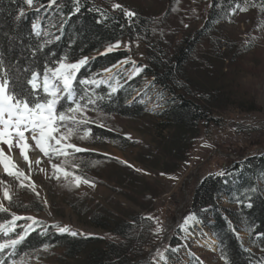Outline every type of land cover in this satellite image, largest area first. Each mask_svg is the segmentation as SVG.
Here are the masks:
<instances>
[{"label": "rangeland", "instance_id": "obj_1", "mask_svg": "<svg viewBox=\"0 0 264 264\" xmlns=\"http://www.w3.org/2000/svg\"><path fill=\"white\" fill-rule=\"evenodd\" d=\"M107 1L111 8L113 4H120L123 11L137 9L156 21L164 17L170 5V0ZM185 1L189 2L192 12H198L197 0H180V4H185ZM209 3L210 0H201L200 3V7H204L205 18ZM44 13L42 11L40 15ZM176 17L172 11L169 16L172 26H176ZM40 22L41 17L33 23L37 25L35 29L32 25L33 31L51 36L48 28L42 29ZM192 26L197 27L194 39L203 26L202 20L195 19ZM215 28L225 60L221 63L222 72L220 70L223 75L218 77L212 89L221 86L220 92L226 96L221 106L212 108L211 115L215 120L199 124L186 158L174 169L166 171V168H172L173 163L171 157L163 153L162 136L167 128L160 115L170 95L155 84L150 73L145 71L150 45L139 36H126L118 41V47L112 49L126 53L119 64L73 81V100L85 104L83 115L89 122L80 126L63 143L75 144L86 151L77 153L69 148L65 149L67 155L50 152L45 156L39 149H34L28 152L29 161H25L18 147L0 143L5 156L17 166L13 171L23 172L19 177L9 176L0 164V181L4 182L0 184V204L7 209L0 211V225L4 226L0 228V244L21 236L24 238L29 229L42 233L51 226L61 233L58 228L65 225L78 235H95L105 241L119 242V235L91 223L90 215L101 208L118 213L130 210L150 218L154 223V244L147 247L152 264H223L224 260L218 252L219 241L212 231L214 213L218 212L226 220L227 229L235 231L244 248L258 256L263 254L257 236L252 237L244 223L235 226L227 218L226 210L238 208L236 203L229 201L230 197L236 196L235 192L227 193L229 191L226 190L220 193L213 206L190 208L194 191L204 177L217 173L229 175L225 170L228 163L264 149V9L245 10L234 6L227 17L215 23ZM174 31L170 51L184 34L180 29L175 28ZM210 46L208 39L197 45L199 50L192 66L213 60L207 55ZM106 49L108 47L101 53ZM234 52L236 57L232 62L230 58ZM97 53L83 58H88V62ZM62 61L75 63L79 60ZM43 74L40 76L41 83ZM138 76H141L140 82L131 87L132 95L127 104H139L147 112L135 117H122L99 111L98 102L103 95L101 87L107 88V94H115L127 81ZM82 80L95 82L82 84ZM41 94L44 96L42 88ZM81 97L84 99L81 100ZM89 100L92 103H88ZM70 106H73L72 101L62 97L57 111H64ZM80 115L77 113V119ZM104 128L114 130L119 136L114 140L106 139L99 131ZM85 132L88 133L87 138L80 139ZM25 135L30 136L29 133ZM29 142L34 145L30 138ZM97 154L110 159L101 160ZM12 155H17V159ZM36 160L40 163H35ZM53 164L59 168L54 169ZM125 166L131 167L140 177L146 189L144 194L153 192L150 205L142 206L141 196L132 198L127 189L119 184V178L128 170ZM61 169L74 175L66 177ZM76 176L89 183L81 181L77 187ZM4 188L9 190L11 200L3 198ZM14 215L18 218L14 219ZM208 236L217 240L215 248L208 246ZM0 264H82V258L67 256L61 246H44L20 252L16 244L0 249Z\"/></svg>", "mask_w": 264, "mask_h": 264}, {"label": "trees", "instance_id": "obj_2", "mask_svg": "<svg viewBox=\"0 0 264 264\" xmlns=\"http://www.w3.org/2000/svg\"><path fill=\"white\" fill-rule=\"evenodd\" d=\"M200 3L201 0H197L198 12H192L189 2L180 4V0H170L164 17L156 21L137 9L132 11L134 16H126L122 8H111L107 0H55L51 4L50 0H33L31 7L25 0H0V61L3 62L0 65V76L7 71L5 78L10 81V88L27 95L31 91L27 81L32 72L41 76L46 68H55L59 61L74 62L98 52L82 66L76 78L89 77L90 73L113 67L126 57L123 50L101 53L103 49L126 36H139L150 45L145 71L150 73L155 84L170 95L165 108L160 112L167 128L166 134L162 136L163 153L166 157H171L173 163L172 168H166V171H170L186 158L197 136L199 124L215 120L211 115L212 108L221 106L226 96L220 92L221 86L212 89L219 76L223 75L221 63L225 60L220 50L221 41L216 36L218 30L216 31L215 23L227 17L234 6L264 9V0H210L205 18L204 7H200ZM21 9L24 11L23 16H20ZM42 11L45 13L40 15ZM172 11L179 18L176 17V26H172L173 23L169 20ZM40 17L42 29L48 28L51 36L33 31L32 25ZM195 19H201L203 26L193 39V33L197 30L196 26H192ZM175 28L184 31V34L170 51ZM204 39H208L211 44L207 55L213 60H205L201 65L192 66L193 58L196 57L197 49L199 50L197 45ZM235 54L236 52L230 58L232 62ZM140 79L141 76L132 78L115 94H107V88L101 87L103 95L98 102L99 111L122 117H135L147 112L139 104H127L132 95L131 87H136ZM42 95L40 88L36 96H30L29 99ZM99 131L106 139L114 140L119 136L109 128ZM97 158L110 159L98 154ZM125 168L128 170L119 178V184L127 189L132 198L141 196L139 199L142 200V206L150 205L153 192L147 189L151 191L150 194H144L146 189L140 177L131 167ZM225 170L230 174H210L202 179L194 191L190 208L213 206L220 193L226 190L229 191L227 193L235 192L236 196L230 197L229 201L236 203L238 208L226 210L227 218L235 226L244 223L250 235L257 236L258 246L263 254L258 256L254 251L244 248L235 231L227 229L226 220L215 212L212 231L219 241L218 252L224 260L223 264H262L264 149L228 163ZM89 221L119 235L121 241H105L95 235L58 233L48 226L42 233L29 229L17 244L18 251L61 246L67 256H81L82 264H152L147 247L154 244L156 233L150 218L130 210L118 213L101 208L92 212Z\"/></svg>", "mask_w": 264, "mask_h": 264}, {"label": "snow or ice", "instance_id": "obj_3", "mask_svg": "<svg viewBox=\"0 0 264 264\" xmlns=\"http://www.w3.org/2000/svg\"><path fill=\"white\" fill-rule=\"evenodd\" d=\"M55 0H50V4ZM28 6L33 5V0H25ZM113 8H122L120 4H113ZM77 10H79L77 8ZM246 10V9H245ZM126 16H134L135 13L124 9ZM24 15L23 9L20 10V16ZM19 18V17H18ZM36 24L33 25L35 29ZM119 42L115 45H110L106 51H111L114 47H118ZM88 58H83L75 63L58 62V66L55 68H46L43 74L42 83L40 82V74L32 72L31 78L28 79L27 84L30 86L31 91L25 95L24 93H17L14 89L10 88V81L7 77V71L3 72L0 76V143H4L19 148L20 154L25 161H29L28 152L34 149H39L45 156L50 152L55 154L68 153L65 149H73L79 153L86 151L81 149L72 143H63L73 136L80 126L87 124L89 121L86 116L83 115L85 110V104L80 101L73 100V81L76 79V73L79 71L82 65L87 62ZM3 62L0 61V65ZM136 71H139L137 69ZM95 81H80V83H94ZM42 88L44 96H39L36 99H29L30 96H36L37 90ZM115 91V89H113ZM62 97H66L72 101L73 106L68 107L64 111H57V105L60 103ZM84 98L81 97V100ZM88 103H92L91 100ZM77 113H80V118L77 119ZM71 124V126H69ZM30 134L31 141H34V145L29 142V138L25 135ZM88 133L80 137V139L87 138ZM15 137V139H13ZM54 142V143H53ZM57 145H61L57 147ZM31 163V162H30ZM35 163H40L36 160ZM0 164L3 165L4 172L9 176L19 177L23 175V172L13 171L17 166L13 161L5 156L4 150L0 149ZM54 169H58L59 166L53 164ZM62 170V169H61ZM64 171V170H62ZM223 173H217L222 175ZM64 175H74L64 171ZM89 183L82 177H75V184L79 187L80 182ZM4 183L0 181V184ZM23 186V185H21ZM3 198L5 200H11V195L7 188L3 189ZM251 207V205H249ZM0 211H7L6 208L0 204ZM17 219L18 217H13ZM29 219H32L29 217ZM0 225V228H3ZM31 227V226H29ZM159 230V229H157ZM58 231L71 232V235H77V232L71 231L69 226L65 225L59 227ZM23 239V236L15 240L6 241L0 244V249H4L8 245L15 246Z\"/></svg>", "mask_w": 264, "mask_h": 264}, {"label": "bare ground", "instance_id": "obj_4", "mask_svg": "<svg viewBox=\"0 0 264 264\" xmlns=\"http://www.w3.org/2000/svg\"><path fill=\"white\" fill-rule=\"evenodd\" d=\"M29 138H30V136H29ZM15 159H17V155H12ZM19 159V158H18ZM20 160V159H19ZM2 167H0V169H1ZM208 246L210 247V248H215V246H216V240L215 239H213V238H211V236H208Z\"/></svg>", "mask_w": 264, "mask_h": 264}]
</instances>
